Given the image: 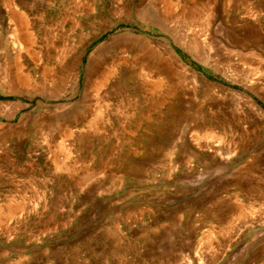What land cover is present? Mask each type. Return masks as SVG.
Segmentation results:
<instances>
[{"label": "rangeland", "instance_id": "rangeland-1", "mask_svg": "<svg viewBox=\"0 0 264 264\" xmlns=\"http://www.w3.org/2000/svg\"><path fill=\"white\" fill-rule=\"evenodd\" d=\"M0 264H264V0H0Z\"/></svg>", "mask_w": 264, "mask_h": 264}, {"label": "bare ground", "instance_id": "bare-ground-1", "mask_svg": "<svg viewBox=\"0 0 264 264\" xmlns=\"http://www.w3.org/2000/svg\"><path fill=\"white\" fill-rule=\"evenodd\" d=\"M16 4V3H15ZM21 4V3H20ZM168 4V3H167ZM13 11V10H12ZM11 12V11H10ZM166 13V12H165ZM169 14V13H168ZM14 15H15V13H14ZM166 15V14H165ZM164 15V16H165ZM17 18H19V29H18V32H19V36L20 37H16L17 39L14 41V44H16L17 45V47H16V49H17V51L15 52V58H14V61H13V67H15V68H17L18 69V72H16V74L15 75H7V77L9 78V80L12 82V83H16V84H28L30 81H32L31 80V77H30V74H24V75H22V73L21 72H19L20 71V66H22V64L20 63V59H21V56H20V51H21V49L23 48L26 52H27V54H28V56H30L31 58L30 59H37V58H34L35 57V51H34V46H33V41H32V38H31V34L29 33L30 31H28V25H27V21H26V17L23 15V14H21V13H16V15H15ZM168 16V15H167ZM170 20V19H169ZM17 23V22H16ZM116 24H114V25H112L111 26V28L113 27V26H115ZM16 26V25H15ZM16 35V34H15ZM54 50V49H53ZM74 51V50H73ZM25 52V53H26ZM119 52V51H118ZM56 53V54H55ZM54 56L53 55H47V59H48V63H49V65L48 64H45L44 65V67H42V80H43V76H44V81H51V82H53V83H55V84H63V83H67V81H69V78H70V76H71V74H72V63L70 64V65H68V63L66 64V66H63V67H61V66H58V65H56L55 67L53 66V64H52V62L50 61V58L53 56L54 57V60L56 59V60H58V61H55V62H58L57 64H59V61H64L63 59H65L66 60V58L69 56V54H72L71 53V50L69 51V49H68V46H66V47H62V49L61 50H58V52H56V50H55V52H54ZM37 56V55H36ZM38 56H39V54H38ZM73 55H71V57H72ZM71 57H69L68 59L70 60V58ZM46 59V60H47ZM73 59V58H72ZM53 60V59H52ZM94 60V59H93ZM71 61V60H70ZM46 62V61H45ZM54 62V63H55ZM72 62V61H71ZM90 63H92L91 61H90ZM11 64V63H10ZM55 65V64H54ZM88 66L86 67V68H88L89 67V63L87 64ZM93 65V64H92ZM157 65V64H156ZM43 66V65H42ZM75 67V66H74ZM85 68V69H86ZM78 69V68H77ZM95 70V69H94ZM107 70V69H106ZM77 72V71H76ZM87 73V72H86ZM88 74V73H87ZM86 74V75H87ZM95 74V73H94ZM98 74V73H97ZM107 74H108V71H107ZM112 75V74H111ZM113 76V75H112ZM98 77V76H97ZM101 77V76H100ZM104 78H106V77H104ZM102 79H103V76H102ZM76 81H78V76L76 75V79H75ZM88 80V79H87ZM107 80V79H106ZM75 81V82H76ZM103 81H104V79H103ZM159 81V80H158ZM87 82V81H86ZM158 83V82H157ZM52 84V83H51ZM104 84V83H103ZM87 85V84H86ZM64 86V85H63ZM85 86V85H84ZM100 86V85H99ZM62 87V86H61ZM98 87V86H97ZM101 87V86H100ZM150 87H152V86H150ZM157 88V87H156ZM154 89V88H153ZM99 91V90H98ZM98 96V95H97ZM101 111V110H100ZM99 111V112H100ZM99 115V114H98ZM101 115V114H100ZM89 125V124H88ZM12 207V206H11ZM10 207V208H11ZM6 213V212H5Z\"/></svg>", "mask_w": 264, "mask_h": 264}]
</instances>
